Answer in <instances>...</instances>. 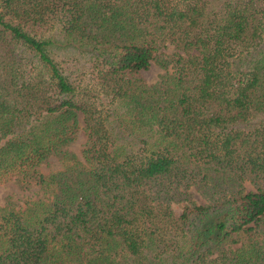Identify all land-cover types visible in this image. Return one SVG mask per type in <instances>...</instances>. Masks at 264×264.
Segmentation results:
<instances>
[{
    "label": "trees",
    "instance_id": "1",
    "mask_svg": "<svg viewBox=\"0 0 264 264\" xmlns=\"http://www.w3.org/2000/svg\"><path fill=\"white\" fill-rule=\"evenodd\" d=\"M4 184L0 264H264V0H0Z\"/></svg>",
    "mask_w": 264,
    "mask_h": 264
},
{
    "label": "rangeland",
    "instance_id": "2",
    "mask_svg": "<svg viewBox=\"0 0 264 264\" xmlns=\"http://www.w3.org/2000/svg\"><path fill=\"white\" fill-rule=\"evenodd\" d=\"M162 71H163L162 68H160L157 64L152 62L151 65L147 69L140 71L138 74L146 82H152L155 79H157L159 73L162 72ZM84 142H85V133L80 128L78 130L77 135L75 136L73 141L70 143L69 147L71 149L76 150L77 152H79V150L83 147ZM245 186H246V188H251V185L248 182H245ZM191 191L193 192V197H194V199L197 202L203 201L201 195H199L198 192H196L194 190H191ZM12 192H13L12 199L15 200L19 204L22 203V200L27 198V196L29 195V192H27V193H22V192L17 193V190H16V188L13 185H10V184L0 185V203L4 202L5 196L7 194H9V193H12ZM176 212H178V210H176Z\"/></svg>",
    "mask_w": 264,
    "mask_h": 264
}]
</instances>
